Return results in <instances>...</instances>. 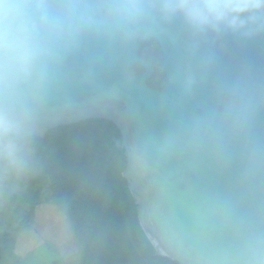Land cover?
<instances>
[{
    "label": "water",
    "instance_id": "obj_1",
    "mask_svg": "<svg viewBox=\"0 0 264 264\" xmlns=\"http://www.w3.org/2000/svg\"><path fill=\"white\" fill-rule=\"evenodd\" d=\"M88 119L120 129L123 176L157 255L233 264L264 233V35L194 47L177 23L128 47L89 40L69 58L39 137Z\"/></svg>",
    "mask_w": 264,
    "mask_h": 264
},
{
    "label": "clouds",
    "instance_id": "obj_2",
    "mask_svg": "<svg viewBox=\"0 0 264 264\" xmlns=\"http://www.w3.org/2000/svg\"><path fill=\"white\" fill-rule=\"evenodd\" d=\"M179 23L192 38L264 35V0H0V186L38 163L41 123L71 56L92 39L128 47ZM195 83L189 73L185 86ZM233 264H264V233Z\"/></svg>",
    "mask_w": 264,
    "mask_h": 264
},
{
    "label": "trees",
    "instance_id": "obj_3",
    "mask_svg": "<svg viewBox=\"0 0 264 264\" xmlns=\"http://www.w3.org/2000/svg\"><path fill=\"white\" fill-rule=\"evenodd\" d=\"M125 152L123 135L110 120L59 126L39 137L38 163L21 179L52 192L53 204L68 217L83 250L82 264H180L157 255L141 226L138 205L123 176ZM29 217L0 235V262L33 223Z\"/></svg>",
    "mask_w": 264,
    "mask_h": 264
},
{
    "label": "rangeland",
    "instance_id": "obj_4",
    "mask_svg": "<svg viewBox=\"0 0 264 264\" xmlns=\"http://www.w3.org/2000/svg\"><path fill=\"white\" fill-rule=\"evenodd\" d=\"M0 214V235L29 216L33 220L0 264H82L83 250L73 238L71 222L53 204L49 189L29 186L21 178L0 186Z\"/></svg>",
    "mask_w": 264,
    "mask_h": 264
}]
</instances>
